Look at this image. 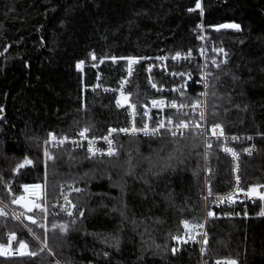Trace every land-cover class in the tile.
<instances>
[{
    "label": "trees",
    "instance_id": "trees-1",
    "mask_svg": "<svg viewBox=\"0 0 264 264\" xmlns=\"http://www.w3.org/2000/svg\"><path fill=\"white\" fill-rule=\"evenodd\" d=\"M196 3L0 0V244L19 249L23 240L28 248L21 250L38 253L0 255V264H198L200 256L264 264V217H210L206 252L183 232L181 219L203 218L197 133L116 134L111 157L66 144L43 149L50 133H99L122 123L124 106L103 86L116 85L125 57L193 49L202 22L228 49L227 62L210 75L206 120L228 133L253 134L259 151L240 154L241 184L264 180V0H200L203 13L189 11ZM225 23L240 30L215 29ZM133 74L126 93L138 103L147 89L142 71ZM209 156L208 181L223 191L230 159L216 145ZM25 160L32 163L18 169ZM28 183H44L46 198L27 194ZM4 203L22 209V223L11 221Z\"/></svg>",
    "mask_w": 264,
    "mask_h": 264
},
{
    "label": "built area",
    "instance_id": "built-area-1",
    "mask_svg": "<svg viewBox=\"0 0 264 264\" xmlns=\"http://www.w3.org/2000/svg\"><path fill=\"white\" fill-rule=\"evenodd\" d=\"M201 26V27H198ZM205 25L202 22H199L196 26V41L198 46H195L193 49H175L172 51H157V52H149L142 55L137 56H126L125 63L122 65V74L117 78L116 85L112 86H103V89L113 91L117 97V99H122L121 92L125 95L126 86L129 84L131 78L134 76V71L136 68L141 70L143 73L144 84L146 86V94L143 101L138 103L129 99V103L135 104V116H133V110L128 106V104L124 105L125 109V120L122 123H118L115 125L108 126L104 131L99 133H88V140L83 139L79 136V132L84 129H79L74 134H54L57 137V141H52L51 136L49 135L43 141V149L46 147H55L60 145L59 139L63 137H68V141L64 144L69 145L71 147L80 148L85 151L88 156H92L88 152L89 140L94 139L95 148L99 149L100 153H106L108 149V144L102 139V137L107 136L110 129H122V128H131L133 126V121L135 122V126L137 128L142 127L144 123H148L151 126H154L157 121L160 119H165L171 116V118L179 122V120H184L189 123V128L183 131V135L187 132H195L199 133L203 139V189L201 193L202 202H203V218L201 222H191L192 225L195 224H204L203 229H193L188 228L185 229L183 225V221L186 219H181L180 224L183 227V232L188 233L191 236L195 237V241H202L204 237L200 235V233L206 232V221L210 218L207 216L208 211H212L215 213L216 207L225 208L222 212H216L215 215L221 217H264L259 215V213L264 210V200L259 199L257 196L246 195L249 189L243 188L240 184L237 185L236 177L239 175V171H236V165L239 161H234L232 156L229 153L223 151V146H228L235 149L237 152H242L245 155L253 156L257 155L259 146L254 140V136L251 133H228L224 130L225 136L221 137L219 140L216 136L211 134V127L216 123H210L206 120L201 121L199 118V113L204 111L206 114V108H197L193 110L191 107H185L182 112H178L175 108H169L164 106L161 108H153L151 105L152 100H164L166 103L175 101L178 105L180 103L191 104L197 100H203L206 102V98L201 96L202 92H208L209 87H205L204 83V74L211 73L216 65L213 64V61L216 64H222L221 61L228 59V49L226 46L220 41H213L210 38L209 34L205 32ZM201 37H204L201 39ZM220 48L224 49V53H220L218 50ZM181 53L182 58L179 60H173L172 57L177 53ZM191 52V56L189 58H183L187 56V54ZM111 56V60H112ZM161 57H165L166 59H160ZM128 58H135L139 60V63H135L132 65V74L129 76L128 74ZM113 61V60H112ZM151 69V71H149ZM99 72H97L98 74ZM171 73H184V76L180 75H172ZM190 74V75H189ZM124 81H127L125 84ZM155 83L157 85L156 88L152 87V84ZM207 83L210 86V75L207 77ZM96 86L95 84L91 87ZM174 89H182L180 91H174ZM128 96V95H127ZM146 106V107H145ZM148 111V117H144L143 113ZM199 124L200 127L197 128L194 125ZM173 130L175 128L173 127ZM116 134H126L123 132H117L112 134L113 139V147L117 149L116 142L114 136ZM161 134H168L171 136L169 132L165 129H161ZM131 135V134H127ZM136 135L145 136L143 133H137ZM176 136H182L180 131H177ZM232 137H239V140H232ZM247 137H252L251 140L247 139ZM46 141H48L46 143ZM72 141H76V143H72ZM207 143H211L212 146L216 145L218 149L229 157L230 159V185L227 189L223 191H214L210 186L208 181V176L210 173V149L207 148ZM245 148H253L251 155L244 152ZM207 153V155H205ZM96 156H101L97 154ZM264 184V181L256 184L260 185ZM36 185V184H35ZM41 189H35L36 195L40 197H44L45 195V186L44 183H40ZM211 187L212 195L208 196V188ZM259 192L264 193V188H259ZM229 194H232V199H225L221 202L218 197L227 198ZM208 197L207 200L204 198ZM44 199V198H43ZM9 217L11 221L14 222H23L24 213L21 208L18 207H6ZM19 217V219H17ZM188 221V220H187ZM198 243V242H197ZM199 252L201 251L202 244L198 243ZM7 250L6 256H17L19 255L20 250L18 248H13L11 246L5 247ZM217 260L227 261L226 258H216L211 262H208L202 256L199 257L198 264H216Z\"/></svg>",
    "mask_w": 264,
    "mask_h": 264
},
{
    "label": "snow or ice",
    "instance_id": "snow-or-ice-1",
    "mask_svg": "<svg viewBox=\"0 0 264 264\" xmlns=\"http://www.w3.org/2000/svg\"><path fill=\"white\" fill-rule=\"evenodd\" d=\"M196 9H199L201 11V13H203V8L201 6V3H200V0H197V3L195 5V8L193 9H189V11H195ZM198 27H201V26H198ZM228 28H231V29H235L237 31L240 30V26L237 25V24H222V25H219L217 27V31H219L220 29H228ZM204 37H201V39H203ZM220 53H224V49L223 48H220L218 50ZM226 55V53H224ZM191 56V52H189L187 54V56L183 57V58H189ZM182 56H181V53L177 52L173 57L172 59L173 60H179L181 59ZM92 59L95 60L96 57L95 55L93 54L92 55ZM116 57H112V60L113 61H116ZM160 59H166L165 57H161ZM103 62V61H101ZM227 61L224 60V61H221V63H226ZM135 63H139V60L135 59V58H128V74L129 76L132 74V65L135 64ZM83 64V62H80V64L77 65V67L79 68L81 65ZM213 64L216 65V67H219L220 65L219 64H216L215 61H213ZM149 71H151V69H149ZM172 75H180V76H184L185 74L184 73H171ZM190 75V74H189ZM211 75V73H205L204 74V83H205V87L208 88L209 85L207 83V77ZM218 79V77H217ZM233 79H236V77H233ZM124 83L126 84L127 81H124ZM152 87L153 88H156L157 85L155 83L152 84ZM214 87V86H213ZM174 91H180L182 92V89H174ZM201 96H204V97H207L209 95L208 92H202L200 94ZM212 95H215V93L213 92ZM121 97L122 99H118L116 101L117 103V106L118 107H123L125 104H128V106L133 110V116H135V109H136V105L135 104H131L129 103V97L127 95H125L123 92H121ZM151 105L153 108H163L164 106L166 107H169V108H175L177 109L178 112H182V110L185 108V107H191L193 108V110L197 109V108H207V104L205 101L203 100H197L191 104H184V103H180L179 105L175 102V101H172V102H168L166 103L164 100H152L151 102ZM146 107V106H145ZM143 116L144 117H148L149 119H151V117H149V113L148 111H145L143 113ZM199 118L201 121L205 120L206 118V114L204 111H201L199 113ZM195 127L199 128L200 125L199 124H195L194 125ZM173 127L175 128V130H173ZM189 128V123L188 122H185L184 120H179V122H176L174 121L171 116L167 117L166 118V122H165V119H160L159 121H157L155 123L154 126H151L148 124V123H144L142 125V127L140 128H137L135 126V122L133 121V126L129 129V128H122V129H110L109 130V133L107 136H104L102 137V139L108 144V149H107V152L106 153H100L99 152V149H96L95 148V141L94 139L92 140H89V147H88V152L92 155V156H96L97 154H100V155H107V156H113V155H117V150L113 147V139L111 138L112 137V134L113 133H117V132H123V133H126V134H131V135H136L137 133H143L145 136H159L161 135V129H165L167 132H169L171 134V136L175 137L177 135V131H180V134L183 135V131L182 130H186ZM91 131L90 128L86 127L84 129H82L80 132H79V136L83 139H86L88 140V133ZM211 134L213 136H216L217 139L219 140L221 137H224L225 136V133H224V129L222 127V125L220 123H216L214 124L211 129ZM51 136V140L52 141H57V137L54 135V134H50ZM232 140H239V137H232L231 138ZM247 139L251 140L252 137H247ZM68 141V137H63L62 139H59V144L60 145H63L65 142ZM48 141H46L47 143ZM72 143H76V141H72ZM212 147V144L211 143H207V148H211ZM223 151L226 152V153H229L233 160L234 161H239V156H240V153L237 152L235 149L231 148V147H228V146H223ZM244 152L248 153L249 155H251L252 151H253V148H245L243 149ZM45 155L46 156H49V154L47 152H45ZM205 155H207V153H205ZM49 158L51 159L52 157L49 156ZM32 161L30 160H25V162L23 164H20L18 166V169L19 168H23L25 166V164H31ZM17 169V170H18ZM236 171H239V164L237 163L236 165ZM236 181H237V185H239V181H240V178L239 176L237 175L236 177ZM35 189H41V185L37 184V185H34L33 186ZM259 188H264V184H260V185H255V186H252L249 188L248 190V193H246V195H253V196H257L259 199L261 200H264V193H261L258 191ZM25 189L27 190L28 189V186H25ZM74 191L76 192H79L81 191V189L79 188H75ZM212 195V191H211V187L208 188V196H211ZM43 198H46V193L44 195ZM208 197H205L204 199L207 200ZM21 199H23V197H21ZM218 199L223 202L225 199H228V200H231L232 199V194H229V196L227 198H224V197H218ZM65 200H67V197H65ZM18 201L17 200H14L13 203H17ZM68 203H71L70 201H68ZM73 207H75V205H72ZM35 207L39 208L40 205H35ZM29 211H32L33 209L32 208H29L28 209ZM43 210V209H41ZM0 214H3V213H0ZM69 215H72L71 212L68 213ZM80 215H83V213H80ZM215 215L214 212L212 211H208L207 212V216L208 217H213ZM259 215L261 216H264V210H262ZM17 219H19V217H17ZM30 220H32V223H36V221L32 218V217H29ZM185 229H188V228H193V229H196V228H199V229H203L204 228V224H195V225H192L190 221H183L182 222ZM53 227H57L55 225H53ZM60 228V231L62 232H66L67 231V226L66 225H60L59 226ZM31 231V230H30ZM200 235H202L204 237V239L202 241H195V237L194 236H191L189 235L188 236V239L190 240H193L195 242H198V243H201L203 245H207L208 243V240H207V233L206 232H203V233H200ZM174 240H177L178 242L181 241L183 238L181 236H173L172 237ZM36 239H39L38 237H36ZM11 240H16V235L15 233H12L11 234ZM184 243H187L188 240H183ZM19 243V248L20 249H24V250H27L28 248V245L27 243H25L23 240H20L18 241ZM44 248H47V242L46 240L44 241ZM44 249L41 248V251H43ZM178 249L176 248H173L172 249V252L173 254H175V252L177 251ZM201 252H206V248L202 247L201 248ZM7 250L5 248V245L3 244H0V255H7ZM20 255H29V256H37L38 253L35 252V251H20L19 252ZM105 255H107V253H105ZM216 264H237V261L236 260H227V261H221V260H217L216 261Z\"/></svg>",
    "mask_w": 264,
    "mask_h": 264
},
{
    "label": "rangeland",
    "instance_id": "rangeland-1",
    "mask_svg": "<svg viewBox=\"0 0 264 264\" xmlns=\"http://www.w3.org/2000/svg\"><path fill=\"white\" fill-rule=\"evenodd\" d=\"M72 134H74V133H72ZM199 136H200V138H201V147H202V161H203V139H202V136L199 134V133H197ZM116 147H117V144H116ZM216 148L218 149V147L216 146ZM117 150V149H116ZM219 150V149H218ZM220 151V150H219ZM258 151H259V149H258ZM221 152V151H220ZM240 154H243V155H245L244 153H242V152H239ZM245 156H248V155H245ZM253 156H255V155H253ZM250 157H252V156H250ZM239 158H240V156H239ZM239 175H240V173H239ZM240 178V184H241V177H239ZM262 181H264V180H260V181H257V182H255V183H251V184H249V185H247V186H243L242 184H241V186L243 187V188H245L246 187V189H249L250 187H252V186H255L256 184H258V183H260V182H262ZM43 184V183H42ZM203 189V188H202ZM4 205H5V207H12V206H9V205H7V204H5L4 203ZM44 206V205H43ZM19 250H21L20 248H19ZM21 251H23V250H21Z\"/></svg>",
    "mask_w": 264,
    "mask_h": 264
},
{
    "label": "water",
    "instance_id": "water-1",
    "mask_svg": "<svg viewBox=\"0 0 264 264\" xmlns=\"http://www.w3.org/2000/svg\"><path fill=\"white\" fill-rule=\"evenodd\" d=\"M225 24H230V23H225ZM217 27L215 29H217ZM221 30H232V29L231 28H228V29H220L219 31H221ZM34 185H35L34 183H28L26 185V186H28V189L26 190L27 194H35L36 193L35 188L33 187Z\"/></svg>",
    "mask_w": 264,
    "mask_h": 264
},
{
    "label": "bare ground",
    "instance_id": "bare-ground-1",
    "mask_svg": "<svg viewBox=\"0 0 264 264\" xmlns=\"http://www.w3.org/2000/svg\"><path fill=\"white\" fill-rule=\"evenodd\" d=\"M31 195H34V194H31Z\"/></svg>",
    "mask_w": 264,
    "mask_h": 264
}]
</instances>
